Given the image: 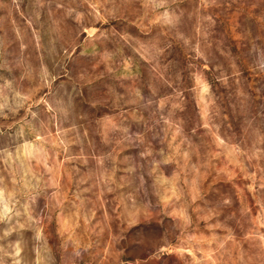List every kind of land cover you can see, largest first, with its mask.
<instances>
[{
	"label": "rangeland",
	"instance_id": "rangeland-1",
	"mask_svg": "<svg viewBox=\"0 0 264 264\" xmlns=\"http://www.w3.org/2000/svg\"><path fill=\"white\" fill-rule=\"evenodd\" d=\"M0 264H264V0H0Z\"/></svg>",
	"mask_w": 264,
	"mask_h": 264
}]
</instances>
